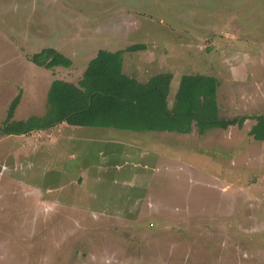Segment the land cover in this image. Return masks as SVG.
Here are the masks:
<instances>
[{
    "label": "rangeland",
    "instance_id": "obj_1",
    "mask_svg": "<svg viewBox=\"0 0 264 264\" xmlns=\"http://www.w3.org/2000/svg\"><path fill=\"white\" fill-rule=\"evenodd\" d=\"M132 44L123 71H170V105L181 75L206 74L220 117L244 123L0 132V264H264V141L248 134L264 114V0H0V125L18 95L12 120L42 116L53 79ZM44 48L71 65L34 64Z\"/></svg>",
    "mask_w": 264,
    "mask_h": 264
},
{
    "label": "trees",
    "instance_id": "obj_2",
    "mask_svg": "<svg viewBox=\"0 0 264 264\" xmlns=\"http://www.w3.org/2000/svg\"><path fill=\"white\" fill-rule=\"evenodd\" d=\"M132 44L124 49H100L88 62L76 83L53 79L46 94L42 116L12 120L19 95L11 102L0 125L6 135L27 134L66 123L84 127H111L134 132L204 134L211 128L241 127L243 117L222 118L217 104L218 80L206 74H183L170 105L168 97L173 75L164 71L139 81L123 71V53L143 49ZM30 60L48 69L71 65L70 58L53 48H44ZM248 134L264 141V114L255 117Z\"/></svg>",
    "mask_w": 264,
    "mask_h": 264
},
{
    "label": "crops",
    "instance_id": "obj_3",
    "mask_svg": "<svg viewBox=\"0 0 264 264\" xmlns=\"http://www.w3.org/2000/svg\"><path fill=\"white\" fill-rule=\"evenodd\" d=\"M63 80V79H62ZM78 80V79H77ZM67 81V80H66ZM70 82V81H69ZM77 82V81H76ZM76 82H73V83H76ZM47 94V93H46ZM30 117V116H29ZM60 124H66V123H60ZM68 125V124H67ZM54 127V126H53ZM104 128H107V127H104ZM108 128H110V129H114V128H111V127H108ZM52 128H50V129H47V131H50ZM116 130H120V129H116ZM37 131V130H36ZM121 131H123V130H121ZM125 131H127V132H130L131 134L132 133H135V134H139V132H134V131H128V130H125ZM33 132V131H32ZM111 133V132H110ZM149 133H151V132H149ZM141 135H144V134H142V133H140ZM22 135H24V134H22ZM131 136H134V135H131ZM131 136H128V135H123V136H121V134H117V133H112V136H109V137H111L110 139H112L113 141H116V140H124V141H127L129 138H131ZM150 136V135H149ZM142 137L143 136H140V138H136V139H142ZM111 140V141H112ZM127 160V157H125L124 158V161H126ZM117 162L116 163H118V164H116L115 166L116 167H121V165L123 164V163H121L120 161L118 162V160H116ZM131 164L134 166L136 163L135 162H131ZM101 165V164H100ZM97 166H99V164L97 165ZM97 173H98V171H97ZM83 176L82 175H79V177L77 176L76 178L75 177H72V179H71V182H76V183H83Z\"/></svg>",
    "mask_w": 264,
    "mask_h": 264
}]
</instances>
